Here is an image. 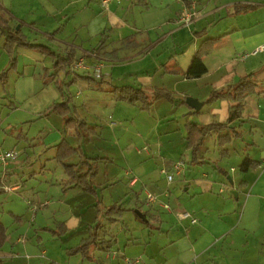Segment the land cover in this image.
Returning a JSON list of instances; mask_svg holds the SVG:
<instances>
[{
  "label": "crops",
  "instance_id": "0c3cea01",
  "mask_svg": "<svg viewBox=\"0 0 264 264\" xmlns=\"http://www.w3.org/2000/svg\"><path fill=\"white\" fill-rule=\"evenodd\" d=\"M191 1L195 2L200 17L189 26H181L177 18ZM101 2L102 0H0L3 9L11 16V26L21 25L22 32L28 40L24 30L48 40V45L55 46L54 51L47 46H40L48 48L56 56H66L77 49L83 51L82 45L77 43L78 40L82 43L84 41L97 43L93 48L84 50L81 58L76 59L74 53L71 69L57 71L53 67V57L52 60L46 58L52 75L49 74L47 65H44L46 59L38 50L16 49L15 70L18 65L26 70L16 73L18 78L16 96L19 99L27 98L28 101L35 97V93L45 91L48 84L44 78L47 75L52 76L51 83L57 91L55 82L59 80L61 74L72 73L75 76L74 80L76 77L87 79L85 76L75 74V69H79L75 65L79 61L84 63L81 70L86 75L90 71H100L102 74L106 62L116 63L120 59H130L140 63V69L131 72L134 78L133 85L123 86L140 88L148 96H152L157 89H162L172 95V101L168 102L174 103L173 95L177 94L179 98H183L182 103L183 101L185 103L186 98L192 97L202 103V107L204 105L214 107L208 119L207 115L201 116L202 107L195 112L185 103L187 107L185 132V124L190 122L189 117L195 115L202 118L204 123L194 124H225L230 108L237 103L216 100L209 104L212 91H225L230 86L234 87L241 79L251 76L257 83L254 93L242 101L240 117L232 121L227 129L221 130L219 136L234 131L236 138L242 139V132L248 130L252 142L258 143L257 146L255 144L257 156L254 159L246 157L258 162L259 165L247 172H241V177L238 178L241 180L239 181L241 188L232 192L236 196L234 195V200L231 201L220 199L214 203L215 197L211 193L208 194L213 192L211 182L198 181L197 195L204 197L205 200L196 209L197 212L195 211L198 219L194 218L196 220L194 224L189 220H179L177 218L178 212H181L179 209L165 210L163 204L156 203L154 207L157 209L148 213L150 217L146 215V221L142 220L145 227H150V221L157 224L156 228L153 227L157 231L156 236L147 238L141 234L140 237L128 241L124 251L118 249L119 253H114L113 247L109 252L91 247L85 257L69 256L67 248L63 255L72 259L71 262L67 261V264H83L85 259L90 261V264H126L124 261L126 258L138 259L139 264H264V50L256 52L258 48L264 46V0H121L120 3L111 2L106 7ZM80 35L82 37H79ZM205 40H215L209 53L203 57L207 72L201 78L188 79L185 73L199 46ZM36 41L34 38L33 42H30L35 44ZM153 49H156L152 56L155 59L148 64L146 59L152 54ZM7 57L6 61L10 62L11 58ZM38 66L44 71L37 70ZM8 69L3 71L8 73ZM109 73L112 74V71ZM38 80L39 85L36 84ZM39 86L40 91L36 92ZM115 88L120 87H113L109 91L112 97ZM63 100L65 98H61L58 91V99L52 101L50 106ZM46 110H43L42 114ZM62 120L65 124V120L63 118ZM211 135L217 136L214 133ZM55 146L57 145L53 147ZM79 151L83 161L96 164L101 160L110 162L106 158H89L80 147ZM202 157L203 160L195 162H192L191 157L190 165L201 166L205 163L203 154ZM80 161L82 160L77 158V163ZM164 164L168 171H174V161L166 160ZM217 171L228 175L221 168ZM230 171L235 172L233 168ZM0 178L9 181L2 176ZM227 179L232 185V179L229 176ZM129 184L133 188L137 185L135 179ZM66 186L82 192L80 188L69 185L67 178ZM10 187L13 189L9 191L18 190V186ZM95 188L97 193L96 185ZM223 192L224 190L220 189L218 193ZM208 200H211L212 204L208 205ZM97 204L100 202L97 201ZM167 220H173L178 225H172L173 222L168 223ZM55 224L53 229H45L57 231V228L62 226L65 233L59 237L50 234L53 237L52 241L59 240L69 230L79 228L80 220L72 215ZM163 225H166L165 229ZM92 227H89L88 235ZM5 242L0 248V264H57L56 260L59 262L61 260L59 254L57 259L50 251L37 252L32 244L21 242H18L16 251L30 255L23 258L17 257L15 253L7 255L3 250ZM219 245L221 247H218ZM93 250L95 253L99 251L100 254L96 255Z\"/></svg>",
  "mask_w": 264,
  "mask_h": 264
},
{
  "label": "rangeland",
  "instance_id": "374dc122",
  "mask_svg": "<svg viewBox=\"0 0 264 264\" xmlns=\"http://www.w3.org/2000/svg\"><path fill=\"white\" fill-rule=\"evenodd\" d=\"M15 28L18 29V26ZM24 33L31 42L36 38L35 44L47 46L54 51L55 46L48 45V40L28 33L27 30ZM3 42L0 35V74L10 68V62L6 61L8 57L2 51ZM77 43L82 45L83 51L97 44L88 41L82 43L79 40ZM83 51H74L76 59L82 57ZM155 52L156 49H153L152 54L148 55V64L155 59L152 57ZM40 55L52 60L46 54ZM19 60L20 57L18 63ZM44 65H47L52 75L47 59ZM104 65L106 68L102 74L100 71H90L84 75L81 68L75 69V74L87 79L76 77L74 80L72 73L59 76L58 81L64 92L72 96L70 107L92 129V134H83L80 139L69 135L71 132L65 128L61 117L42 115V111L58 99V91L51 83L52 76L44 78L48 84L45 91L35 93V97L28 101L27 98L19 99L16 96V73L26 71L25 68L18 65L14 71L9 69L5 85L0 83V151L16 155V160L9 162L6 167L0 164V177L8 178L6 183L9 186H18L17 191H6L0 195V221L8 232L3 249L7 255L15 253L22 258L30 255L16 251L18 242L30 243L37 252L50 251L57 259L59 254L61 260H56L57 264H67L72 259L64 257L63 251L87 237L89 227L94 226L96 221H103L102 208L113 204L126 210L121 220L110 226L114 235L113 252L119 253L118 249L124 251L127 242L133 238L141 234L147 238L157 234L154 229L157 224L150 221V227H145L136 212L150 217L148 213L157 209L154 206L163 204L173 211L179 209L198 219L195 211L205 200L197 195L199 182H211L213 192L208 194L215 197L214 203L220 199L234 200L232 192L241 188V180L238 178L241 177L240 166L245 159L243 156L251 159L257 156L255 144L257 146L258 142H252L248 130L242 132V139L230 133L234 136L232 142L223 145L217 136L207 137L201 149L205 163L192 166L184 140L187 107L182 103L183 98L174 94V103L159 101L148 112L141 111L137 106L116 102L109 91L113 87L133 85L131 72L140 69V63L120 59L116 63L106 62ZM37 70L44 71L39 66ZM36 84H40L39 80ZM37 91H40V86ZM213 110L214 107L204 105L200 110L201 116L207 115L210 119ZM189 119L192 123H204L196 115ZM62 140H66L72 147L79 146L89 158L100 157L110 161L101 160L97 164L99 174L95 179L96 197L66 186L62 166L54 159L53 146ZM166 160L174 161L175 164L182 163L180 174L168 171L164 164ZM67 163L75 164L77 158ZM219 168L228 175L219 173ZM231 168L235 172L231 173ZM168 176H172L171 181ZM228 176L233 181L232 185ZM133 179L137 184L134 188L129 184ZM220 189L224 190L222 194L218 193ZM148 194L157 198L156 205L149 207L146 199ZM97 201L100 202L98 206ZM208 203L210 205L212 201L208 200ZM34 208L36 211H33ZM72 215L80 220V227L52 241L51 233L45 228L53 229L55 222H62ZM171 222L172 225H178L173 220ZM104 223L106 226L107 223ZM162 227L165 229L166 225ZM95 254L100 253L96 251ZM90 263L87 259L83 260V264Z\"/></svg>",
  "mask_w": 264,
  "mask_h": 264
},
{
  "label": "trees",
  "instance_id": "16d2710c",
  "mask_svg": "<svg viewBox=\"0 0 264 264\" xmlns=\"http://www.w3.org/2000/svg\"><path fill=\"white\" fill-rule=\"evenodd\" d=\"M6 13V15H5ZM0 35L4 38L3 51L11 58L10 68L14 69L16 65V59L14 57L15 51L18 48L25 49H35L41 54H46L47 56L53 57V67L58 70L71 69L72 63L74 62V53L71 52L66 56H56L48 48L31 44L27 37L22 32V26L19 25L18 29L11 26V16L3 9L0 4ZM215 40H205L198 48L197 52L193 56L190 65L185 73L188 79H198L206 74L207 68L203 62V57L209 53L214 45ZM95 57L96 54H94ZM8 69V70H9ZM7 79V71H3L0 74V83L2 86L5 85ZM55 86L58 89L61 98H65L62 102L53 103L42 115L44 117L51 114L58 115L65 120V128L70 130V136L81 138L83 134H92V129L88 128L85 121L76 114L75 109L69 107V102H71V96L68 92L63 91L62 85L59 81L55 82ZM257 86L256 81L253 77L247 76L241 79L234 87L230 86L227 90H214L211 93V97L208 103H212L216 100L226 101V102H236L237 105L231 107L229 110V117L225 124H209V125H199L187 122L185 124V141L186 149L189 150L192 162L196 160H203L201 149L204 145V141L207 136L211 134H216L220 140V144L231 143L233 135L226 133L223 136H219L221 130L227 129L228 125L236 120L241 115L242 111V101L248 96L254 93ZM66 96V97H65ZM113 99L116 102L127 103L132 106H137L141 111H149L155 102L166 99L167 101H172V95L166 90H156L152 96H148L145 91L140 88H134L131 86H123L120 88H115L113 90ZM184 103V101H183ZM185 104V103H184ZM232 134H236L234 131ZM55 148V160L61 164L63 173L68 179L69 185L78 187L85 194L96 195L95 188V177L97 175L98 167L95 162L89 163L87 160L83 161L79 147L73 148L70 146L66 140H62ZM78 158L80 163H67L68 161ZM201 165V163H199ZM259 163L252 161L248 157H245L242 165L240 166V171L242 173L247 172L249 169L258 167ZM7 180L0 178V195L5 192V187L9 186ZM7 184V185H5ZM157 199V198H156ZM148 203V202H147ZM149 204L150 206L156 205ZM98 206V204H97ZM167 206V205H166ZM101 211L102 222L96 221L92 231H90L88 237L83 239L77 246L69 248L67 254L69 256L80 255L81 257L87 256V252L91 247L99 248L104 252H109L113 246L114 235L110 230V226L117 223L123 217L126 211L117 204L112 206L103 207ZM146 218L145 214H142ZM104 222L107 223L105 226ZM108 226V227H107ZM56 230V229H55ZM55 230H48L55 237H59L65 233V228L62 226ZM7 237V229L0 221V248L3 246L5 239Z\"/></svg>",
  "mask_w": 264,
  "mask_h": 264
},
{
  "label": "built area",
  "instance_id": "2783aa9c",
  "mask_svg": "<svg viewBox=\"0 0 264 264\" xmlns=\"http://www.w3.org/2000/svg\"><path fill=\"white\" fill-rule=\"evenodd\" d=\"M111 2L120 3L121 0H102L101 3L103 6L106 7ZM199 17H200V14L196 10V4H195V2L191 1L190 5L181 11V13L179 14V16L177 18V22L181 26H189L193 22H195ZM262 50H264V46H261L260 48H258L256 50V52L262 51ZM75 67L76 68H83L84 66H83L82 61L77 62ZM15 160H16V155L14 153L0 151V164L2 166H6L9 162H13ZM181 167H182V163L174 164V168H173L174 172L179 173L182 169ZM168 180L171 181L172 176H168ZM11 189H13V188H11L10 186L5 187V191H9ZM220 192H222V191H220ZM146 199H147L148 204H154L157 201L156 197H154L150 194L147 195ZM163 208L165 210L169 209V207L166 205H164ZM33 211H36V208H34ZM177 218L179 220H189V222L192 224H194L196 222V220L193 217H191L187 212H178ZM124 261L126 264H139L138 259H132L131 260V259L126 258Z\"/></svg>",
  "mask_w": 264,
  "mask_h": 264
},
{
  "label": "water",
  "instance_id": "95a60500",
  "mask_svg": "<svg viewBox=\"0 0 264 264\" xmlns=\"http://www.w3.org/2000/svg\"><path fill=\"white\" fill-rule=\"evenodd\" d=\"M185 103L189 108H191L195 112H198L200 110V108L202 107V103L198 102L197 99H194L191 97L186 98ZM234 195L236 196L235 193H234ZM136 214H137L139 219L146 221V219L143 217L142 213H140L138 211V212H136Z\"/></svg>",
  "mask_w": 264,
  "mask_h": 264
}]
</instances>
